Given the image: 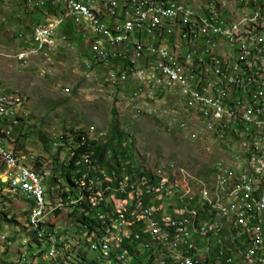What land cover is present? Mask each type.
Masks as SVG:
<instances>
[{
    "label": "built area",
    "instance_id": "2783aa9c",
    "mask_svg": "<svg viewBox=\"0 0 264 264\" xmlns=\"http://www.w3.org/2000/svg\"><path fill=\"white\" fill-rule=\"evenodd\" d=\"M0 8H9L15 16L25 11L37 14L34 17L37 21L30 17V31L28 36L25 34L23 49L32 51V47H39L40 53L54 51L58 42L54 45L39 43V35H61V40H66L63 25L71 19L78 28H84L82 33L92 53L86 65L107 66L108 82L115 83L119 76L112 72V65H119V68H125V73L134 76L141 68H151L148 80L167 78V85L149 88L143 82L138 87H128L129 94L148 92L150 100L155 99V95H163L166 102L177 99L179 105H187L193 115L202 114L206 118L210 111H202L201 105H194V97H201L203 101H209L212 108H217L220 119H226V126L210 121L214 141L225 150L260 162V169L245 177H238L223 167L228 173V186L223 189L224 201L228 202L229 195H236L249 210V219L241 223L249 229L259 230V237L248 236V233H242V236L251 245L263 246L259 210L264 201H258V192L264 189V151L255 150V143H264V0H0ZM150 35H159V42H150ZM183 49L186 50L183 52ZM248 87H255V94H248ZM20 105L19 100L8 108H0L3 168H14V161H7L8 153H16V160H24L17 158L14 144L2 143V136H11ZM233 130H240L241 138H232ZM252 131H260V138H252ZM238 139L247 140V148H239ZM81 166H88V173L80 181H74V186L84 184L85 180H109V184L114 181L110 174L94 177L93 168L96 167H91L88 160ZM55 175L57 173H40L39 180H31L30 173L15 171L11 180L0 179V183H5L11 191L22 189L23 204L28 203L29 196H36L38 204L41 195L51 191L45 188V180H52ZM184 175H188V171L177 172L176 178H166L152 169L141 178V181L153 178V185L148 188H141L138 183L139 190H144V199L151 206L148 227L154 229V235H157V228H164V236L158 238L170 240L176 249L189 245L182 264H240L241 261L218 252L214 226L195 219L166 221V216L153 215V207L158 205H171L174 210V205L187 206V198L205 202V195H199L205 177L191 179V188H184ZM34 181H41V189H34ZM110 195L115 194H109V188H104V195L92 194V208L87 210L86 219L80 220V227L75 228L82 229L90 219L102 218ZM134 196L135 193L130 194V201L122 202V205L114 203L113 210L118 206L131 209ZM96 198H103V205H96ZM79 206L78 198H75L72 207ZM61 216L68 218L65 211L57 213V219ZM40 217L26 218L40 222ZM116 220L124 223V230L114 228L104 236H95L94 247L105 248L114 240L127 238L126 221L118 215ZM66 233H43L42 229V234L49 235V239H57ZM201 239L211 240L206 254L194 252V245H201ZM25 252L28 254L26 247ZM75 252L81 251L75 249ZM148 253L153 250L148 248ZM16 260L19 259L15 257ZM90 260L101 262V258L91 257ZM36 264L46 263L38 261L37 257ZM156 264L160 263L156 260Z\"/></svg>",
    "mask_w": 264,
    "mask_h": 264
},
{
    "label": "rangeland",
    "instance_id": "374dc122",
    "mask_svg": "<svg viewBox=\"0 0 264 264\" xmlns=\"http://www.w3.org/2000/svg\"><path fill=\"white\" fill-rule=\"evenodd\" d=\"M18 15L11 14L9 8H0V90L4 89L6 93L13 91L7 93L12 103L21 101L16 112V124L10 130L11 136L4 142L14 144L17 154L24 159L23 162L39 175L57 173L52 180H45V188L51 189L47 199H53V206L55 202H64L68 195L73 194L75 198L78 196L79 187L68 186L69 180L64 172L69 170V179L73 180L75 172L82 173L79 169L84 167L88 170V166H81L84 161L74 167L69 166L68 158L76 147L78 135L86 136L88 141H95V145L111 140L113 150L107 151L105 159L113 166H117L116 162L119 163L117 172L124 177H128V171L133 174L136 169L146 173L161 168L174 175V178L177 177V172L188 171V175H184V188H191V179L203 176L205 181L202 188H199V193L209 185L210 168L218 160H228L229 155L208 135L205 125L193 116L187 105L182 103V107L177 99L166 102L163 95L162 98L157 95L151 101L144 92L129 94L128 87L139 86L134 81L121 85L108 82L107 66L86 65L85 62L91 60L92 53L82 33L84 28H78L71 19L66 20L63 25L66 40H61V35L48 36L46 45L58 42L54 51L40 53L34 47L32 51L23 49L25 34L28 36L30 31V17L34 18L36 13L25 11ZM33 20L37 21V17ZM155 107L159 111L162 109L161 116L152 115ZM140 110L144 113L141 114ZM169 121L171 124H168ZM180 123L184 125L179 128ZM30 156H33V161L27 160ZM106 167L108 165L104 163L103 167L98 168L99 171L93 168V176L102 177L98 175L99 172L107 174ZM10 174L7 168L0 167V179L10 180ZM146 180L148 178L141 181L135 175L131 184L125 181L119 186L125 191L110 188L109 194L115 195L107 197L106 207L111 209L114 203L119 205L129 202L130 194L134 193L131 204L151 207L148 202L146 204L140 201L146 200L138 183L143 188L144 184L153 182V178ZM97 191L100 196L104 195V189ZM97 199L103 204L100 201L102 198ZM190 199L187 198V205L194 206L197 202ZM31 203L28 201V204ZM185 207L174 205V210H171V205H158L156 208L159 210L154 216L172 217L181 213ZM60 210L70 214L68 218L61 216L53 226L48 222L50 232L67 231L66 235H61L66 245H58V255H63L64 260L75 264L97 263L96 260H90L91 257L101 258L102 261L101 252L89 249L103 227L99 226L94 231L88 221L84 228H75L80 227L82 210L65 203ZM28 214L24 204L19 199L12 198L8 186L0 183V264H36L37 257L38 261L53 264L49 256V242L45 239L36 240L34 232L26 223ZM105 216L104 212L102 218L94 219L100 222ZM135 223L132 228L136 226ZM114 228L124 230L113 224L106 234ZM200 241L201 245H197L198 252H194L206 254V247H211V240ZM228 242L226 246L229 251H235L234 254L230 255L226 247L217 241L216 249L234 257L238 245L231 248L229 245L233 243ZM75 249L81 252H75ZM108 252L110 250L105 254ZM259 256V253H254L251 257L253 261L245 260L244 257V261H241L242 257L239 255L237 261H241L240 264H257ZM15 257L19 260L15 261ZM137 258L145 261L144 256ZM130 259H133L131 264L142 263L136 257L130 256Z\"/></svg>",
    "mask_w": 264,
    "mask_h": 264
},
{
    "label": "bare ground",
    "instance_id": "6f19581e",
    "mask_svg": "<svg viewBox=\"0 0 264 264\" xmlns=\"http://www.w3.org/2000/svg\"><path fill=\"white\" fill-rule=\"evenodd\" d=\"M49 35L50 34L39 35V43L47 44ZM150 42H159V35H150ZM34 50L39 51V47H34ZM112 72H117V75H119L116 77L115 83H113V85L127 84L132 81L135 82V85L136 83L139 85L143 82H146V87L149 88H162V85H167V78H155L148 80L151 75V68H141L139 73L134 76L132 73H125V68H119V65H112ZM4 93H6V90H0V108H8V105H12L11 98L8 94H6L4 97ZM144 94H146L148 97V92H144ZM248 94H255V87H248ZM158 96L155 95V99ZM194 105H201L202 111H210V113H207V118L202 114H195L193 116H195L202 122V124L205 125L208 135L213 139V129L210 127V121L212 124L226 126V119H220V116L217 114V108H212V104H209V101H203V98L201 97H194ZM159 110L157 107H155V109L152 110V115L161 116L162 109L161 111ZM168 124H171V121H169ZM179 125L183 126L184 123H180ZM6 138H9V136H2V143H6L4 142ZM232 138H241V131L233 130ZM252 138H260V131H252ZM238 147L247 148V140L238 139ZM255 150L264 151V143H255ZM225 152L229 155V158L227 156L228 160H224V158L222 160L216 161L212 165L210 168V183L199 193V195H205V202L208 203V205H206L205 202H197L196 204L198 205L195 204L194 206L192 204L190 206L187 205L181 213L174 214L172 217H166V221L195 219V221H199L201 223H208V226L215 227V231L217 233V242L224 244L225 241L228 240L232 241L234 245H238L236 248L237 254H235L233 257L236 261L239 259V255L242 257L241 261H244V259H250L253 261L251 258L253 254L259 253V263L257 264H264L263 246L251 245L249 240L242 236V233H248V236L259 237L258 229H249V226H244V224L241 223L247 222L249 219V210L243 207L241 199L236 198V195H229L228 202L224 201L225 190L223 189L224 187L228 186V173L226 170L235 172L238 177H245V175H249V172L258 171L260 169V162H256L255 159H249L248 156L237 154L233 151L225 150ZM0 158L2 159V156H0ZM17 158L22 159V156L17 154ZM27 160L33 161L34 158L33 156H30ZM7 161H14V168H7L11 173L9 175L10 180L15 175V171L20 174L30 173L31 180L40 179V175L33 168H31L30 165L24 163L23 160H16V154L8 153ZM223 167L226 170L223 169ZM156 171L160 172L166 178L175 177L174 175H171V173H167L166 170L161 168H157ZM82 176L79 178H76L75 176L73 178V182L80 181ZM100 181L101 180H95V182L89 184L88 186L76 184L79 187L78 196L76 197L78 198L80 205L79 207H72L75 206V197L73 194L68 195L64 202H55L54 206L52 205L53 199L51 201L47 199L48 193L41 195V202H38V204L36 196H29L28 201H31L32 203H26V209L29 211L28 216L34 215L41 217L40 222L39 219L30 220L27 218L26 223L34 232L36 240L41 241L45 239L49 242V256L52 258L53 264L75 263L64 260L63 255H58V245H66L64 243L63 237L59 235L57 237L58 240L49 239V235L42 234V229L43 233H51L49 231L50 228L48 226V222L51 220L50 218L53 216V212L57 209L60 210L64 206V203L74 209L83 210V207H87L88 210H91L92 194L94 196L99 195L97 194L98 191L94 189L95 187L93 188L92 186L94 183L99 184ZM152 185L153 182L144 184L143 188H148ZM34 189H41V181H34ZM109 190L111 189L109 188ZM142 191L144 192V190ZM10 195L19 199L23 203L22 189H12V191L10 190ZM190 200L194 199L191 198ZM258 201H264V189H262L261 192H258ZM96 205H99V200L97 198ZM158 210L159 208L154 207L153 215ZM106 213L107 214L105 218L100 222H97L96 219H93L95 220L94 223L96 224L94 226H96V228L99 226L103 227L101 228L103 230L99 233V236L106 235L107 229L111 228L113 224L117 225L118 228L124 229V223H119V220H116L117 215L126 221L125 232L128 231V234L127 238L114 240L111 245L105 246V248L94 247L96 245V241H94L92 244L93 250L101 252L102 255V261L100 264H131L133 259L131 260L130 256L136 257V255L133 254L134 252H138V257H145V261L139 264H156V260L160 264H182V262L185 260V252L189 248V245H182V249H176L171 245L170 240L158 238V236H164V228H157V235H154V229L148 227L147 216L151 215V207L145 204L132 203L131 209L126 206H118L117 210H113V208L110 209L108 207V211ZM137 216L139 217L138 219L136 218ZM259 218L261 238L263 241L264 204L259 210ZM135 220H138L137 223H135ZM134 223L136 226L132 228ZM225 230H228L229 232L226 233ZM23 242L27 243V241ZM148 248L153 250V253H148ZM194 248H197V245H194ZM108 250H110V252L105 254V252ZM221 253L225 255L222 251ZM234 253L235 252H232V254ZM24 258V260H26V257Z\"/></svg>",
    "mask_w": 264,
    "mask_h": 264
},
{
    "label": "trees",
    "instance_id": "16d2710c",
    "mask_svg": "<svg viewBox=\"0 0 264 264\" xmlns=\"http://www.w3.org/2000/svg\"><path fill=\"white\" fill-rule=\"evenodd\" d=\"M110 150H113V146H112V143H111V140L103 143V144H97L95 145V141H88V139L86 138V136H83V135H78L77 138H76V147L72 150V155L70 158H68V161H69V166H76L77 163H83V161L85 162L86 160L91 161V163L89 164L91 167H96L94 168L96 171H99V167H103V164L105 163V165L107 164L108 167H106L107 169V174H110L111 177L113 178L114 181H112V184H109V180H101L99 184H93V188L95 190H101V189H104V188H115V189H118V188H122V187H119L122 185L123 182L127 181V183H130L131 179L134 178V176L136 175L137 177H139V179L143 178V175L145 174L144 171H139V170H135L134 172H132L133 174H131L130 171H128L129 173L127 174L128 177H124L122 174H119V171L117 172V168L119 163L116 162V165L117 166H113V165H110L109 162L106 161L105 159V156H106V153L107 151H110ZM92 152V153H91ZM89 154V155H88ZM2 159L0 158V167H3V162H1ZM106 161V162H105ZM110 165V167H109ZM81 168V167H80ZM120 169V168H119ZM80 171L82 170V173L81 172H75L76 173V178H79L81 177L83 174L85 173H88V170H85V168L83 167L82 169H79ZM67 176V179L69 180L68 181V186H74V182L73 180L69 179L70 178V171L67 170L66 172H64ZM93 175H95V172L93 171ZM99 176H103V173L99 172L98 174ZM96 177V176H95ZM152 180V178H148V180L146 181H150ZM93 183V180H85V183L84 184H81V186H88L89 184ZM131 184V183H130ZM74 187H77V185H75ZM14 200V199H13ZM100 201H103V198L100 199ZM142 203H146L147 201H144V200H140ZM100 205H103L101 204V202L99 203ZM147 204V203H146ZM24 208L26 209V204H24ZM83 210L81 211V219L82 220H85L86 219V210L87 207H83L82 208ZM63 210H57L54 214V217L52 220L49 221V224L51 226H53L56 222H58L59 219H57V213L58 212H62ZM108 211V207H106V211L105 213ZM107 214V213H106ZM65 215L69 216L70 214L66 213L65 212ZM57 219V220H56ZM94 219V218H93ZM93 219H90L88 223L90 228L92 230H96V226H94L96 223H94L95 220ZM227 243L228 240L225 241V243L223 244L228 253L229 254H232V251H229V249L227 248ZM233 245L234 244H231L229 245L231 248H233ZM127 249V248H126ZM198 249L199 247L197 248H194V250H196L198 252ZM236 250V249H235ZM222 250H220L219 252H221ZM186 252H189V248L186 250ZM196 252V253H197ZM225 255H229L227 254L226 252L222 251ZM235 252V251H233ZM133 254L136 255V259L138 260V262H142V260H140L138 257V252H134Z\"/></svg>",
    "mask_w": 264,
    "mask_h": 264
},
{
    "label": "crops",
    "instance_id": "0c3cea01",
    "mask_svg": "<svg viewBox=\"0 0 264 264\" xmlns=\"http://www.w3.org/2000/svg\"><path fill=\"white\" fill-rule=\"evenodd\" d=\"M36 16H37V14H36ZM63 31H64V29H63ZM161 96V95H160ZM161 98H162V96H161Z\"/></svg>",
    "mask_w": 264,
    "mask_h": 264
}]
</instances>
